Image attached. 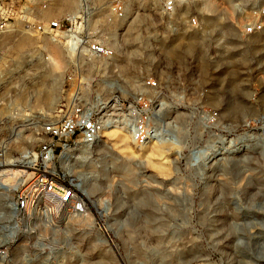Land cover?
Instances as JSON below:
<instances>
[{"label":"rangeland","instance_id":"obj_1","mask_svg":"<svg viewBox=\"0 0 264 264\" xmlns=\"http://www.w3.org/2000/svg\"><path fill=\"white\" fill-rule=\"evenodd\" d=\"M67 1L52 0V9L49 13L42 14L43 17H56L57 10L60 7L64 8ZM94 1L102 5L110 0ZM263 2L260 0L259 3ZM223 3L226 11V0H223ZM212 10L213 12L216 10L214 1ZM154 17L156 16L152 11L138 13L137 19L134 20L136 23L129 29L132 32L124 35L126 56L124 60L115 64L90 60L86 61V67L82 73L74 72L67 66L59 48L54 46L48 48L53 58L51 66L47 68L44 64L35 63V73L32 72V79L29 81L30 88L22 84L19 92L11 95V105L30 109L32 115L37 117L32 121L35 125L37 120H48L63 113L71 105L72 98L82 90L92 94L101 92L97 85L102 75L99 69L105 68L110 71L109 74L116 67L121 77L126 80L139 75V71L145 75L147 68L153 72L151 65L136 61L133 57H129V54L135 47L133 46L134 38L143 35L150 28L148 19L156 20ZM20 44L23 43L16 42L5 55V59L13 57L12 69L16 67L21 57L25 59L20 65L21 70L24 63L33 62L32 57L36 50L31 47L23 49ZM231 44L232 48L227 54L221 51L215 55L210 48L207 55L198 53L192 58L193 66L195 60L199 63L191 73L194 76L195 72L199 74V83L205 91L204 102L201 105L168 103L161 105L160 117L164 126L161 142L165 144H158V147L163 149V172L159 170L157 161L154 163V160H151L153 157L149 159V156L154 153L156 147L154 145L157 144L137 148L133 146L126 132H123L121 128H112L104 133L99 146L73 153L65 167H60L59 161L58 164L56 163V168L64 171L66 176L72 179L76 186L79 184V188L86 193L91 201L90 212H85L82 216L54 212L56 218L48 216L45 223L37 225L25 222L17 212H2L0 208V214L3 215L4 220H7L5 223H0V239L3 242H11L7 249L9 257L12 258L10 264H264L259 261L260 259L264 261V220L256 216L253 218L252 215L251 219L243 216L237 221H229L227 224L231 229L234 227L240 230V226L244 224L247 228L245 237L239 236L234 239L238 249L229 248V243L221 241L218 236L220 235L218 222L215 218L212 219V213L205 217V214L209 212H204V209L213 204V199L218 194L214 193L209 201L198 200L203 188L213 187L212 189L217 188L219 192L223 187L220 182L223 180L222 176L218 175L220 179L218 182L211 181L212 177L207 180L212 174L222 173V167H214V172L211 174L212 168L206 170L201 165L209 157V153L214 151L217 140L221 143L220 153L222 154L231 147L245 143L247 152L245 150L239 153L240 157H238L239 154L236 155L242 163L241 175H248L244 167L253 161L251 155L247 157L242 153L255 154L253 150L256 149L245 135L253 136L255 144L264 153V32L258 38ZM25 53H28V56H25ZM199 67L204 70L195 71ZM213 68L219 69L213 71ZM24 72L23 69L22 77L26 75ZM191 73L185 76L186 79L191 76ZM0 74L4 73L0 72ZM68 77H71L70 81L67 80ZM160 77L163 79V76ZM81 80L88 85L83 87ZM126 89L124 99L130 97L132 93L131 89ZM30 95L31 97L27 100L26 97ZM233 103L238 104L240 119H237L238 110L232 107ZM59 109H62L61 113L58 112ZM212 116L214 119H211ZM174 125H176L175 128ZM29 138L28 142L23 136L11 135L9 156L22 158L24 153H30L32 157L30 160L34 162L33 157L38 150L36 135L32 133ZM122 139H125L123 144L127 149L126 152L119 150ZM222 154L217 156L218 160L223 159ZM234 160L230 157L229 161ZM89 164L96 166V171L100 172L99 176L107 175L103 177L105 180L100 184L103 185V195L99 199L97 198L99 195L92 194L84 184L79 183L87 172ZM104 172L105 175H103ZM120 173H124V177ZM112 174L115 177L112 179L113 182H110ZM189 174L194 179L189 178ZM254 174L259 175L256 171ZM204 178L206 180H203ZM3 179L4 182H17L18 178L6 180L4 177ZM133 183H137V187ZM95 184L98 182L95 181ZM140 195L141 197L147 195L150 199H154L155 196L163 197L159 208L166 212H157V216H152L153 224L151 225L158 230V234H161L159 236H163L162 239L149 235V229L142 221L140 222L142 229L135 242L126 241L127 231H124V219L126 220V214L130 213L137 201L136 198H140ZM234 197L237 201L233 208L238 207L237 210L242 212L247 204L238 194ZM170 204H173L175 209H171ZM259 208H261L259 205H254L252 210L264 214V211ZM218 210V208H211L212 212H219ZM4 225L7 229H3ZM228 230L230 229L225 228L223 234H227ZM136 244L140 245V249ZM154 250L158 251L159 255H165V258L154 259V261L150 259L149 254L151 251L155 253ZM162 250H166L167 253L164 252L163 255ZM22 255L26 256L24 263L18 261V257Z\"/></svg>","mask_w":264,"mask_h":264},{"label":"built area","instance_id":"obj_2","mask_svg":"<svg viewBox=\"0 0 264 264\" xmlns=\"http://www.w3.org/2000/svg\"><path fill=\"white\" fill-rule=\"evenodd\" d=\"M209 1H214L216 10L212 13L204 9ZM259 2L226 0L225 11L223 0H110L104 6L68 0L64 8L57 10L56 17L46 18L42 14L50 12L52 0H0V72L4 73L0 74V178L10 180L15 168L27 167L18 182L0 180L1 211L17 212L25 222L37 225L45 223L48 216L55 217L54 212L75 216L90 212L91 201L86 193L56 168L60 154L97 147L104 132L115 127L128 130L137 148L161 141L162 104L204 102L200 76L192 74L199 63L195 60L194 66L191 64L193 56L207 55L210 48L215 55L221 51L227 54L231 43L258 38L264 32V2ZM146 10L152 11L156 20L149 18L150 28L134 38L135 47L129 57L147 62L153 72L147 68L145 75L139 71V75L126 80L116 67L109 74L105 68L99 69L102 75L97 85L102 96L82 90L63 113L59 109L61 114L37 120L35 125L32 121L37 117L30 109L11 105L10 97L19 92V86L26 84L30 88L35 63L51 66L53 58L48 48L52 46L61 50L74 72L82 73L90 60L105 64L124 60V35L132 32L129 29L136 23L138 13ZM16 42L23 43V49L36 50L33 62L22 66L24 77L19 75L21 70L11 68L13 57L5 59ZM80 83L88 85L83 80ZM125 88L132 93L124 99ZM18 125L20 128H16ZM32 133L38 146L34 162L27 164L32 158L30 153L27 158L9 156V137L17 134L29 142ZM3 222L7 220L0 214V223ZM10 243L0 239V264L12 262L7 252ZM25 257L19 256L18 261L26 262Z\"/></svg>","mask_w":264,"mask_h":264},{"label":"bare ground","instance_id":"obj_3","mask_svg":"<svg viewBox=\"0 0 264 264\" xmlns=\"http://www.w3.org/2000/svg\"><path fill=\"white\" fill-rule=\"evenodd\" d=\"M87 1H89V3L91 5H94V6L96 5L97 6V3H95L94 0H87ZM104 5H106V3L103 4L102 6H104ZM204 9H205L206 12L212 13L213 12V10H212L213 9V1H209L208 3H206L204 5ZM25 56H28V53L27 54L25 53ZM24 60L25 59H23L21 57L20 58V61H18L17 64H16V67L17 68L16 67L15 68L13 67V70H17V71L21 70L20 65L23 64V61ZM108 72H110V71H108ZM21 73H22V70L20 71V74H19L20 76H22ZM20 76H18L19 79H20ZM21 86H23V85H21ZM124 90H127V89L126 88L123 89V92H124ZM101 92H98L97 95L102 96L100 94ZM237 105H238L237 103H233L232 104V107H234V108L236 107V109L238 110V114L236 113L238 115L237 116L238 117L237 119H240L241 118L240 117L241 115H239V109H238ZM22 107H19V109L22 110L23 109ZM14 108H18V107H14ZM230 110H232V109H230ZM17 127H19V125L16 126V128ZM115 128H121V127H115ZM121 129L123 130V132H126L129 135L128 130H126L125 128H121ZM109 130L110 129L106 130L105 132H107ZM15 136H17V134ZM245 137H247V140L248 141H252V144L251 145L254 144L253 146L256 148V149H254L255 151L253 150V152H255V154L253 153L254 155L253 154H247L246 153L247 152V148L244 146L245 143H240V144L236 145V147H231V149L227 150L226 152H224L222 154V153H220V151H221L220 148H222L221 147V143H219L218 142L219 140H217L216 141V145L214 146V151H211V152L209 151L210 152L209 153V157L208 158L206 157L207 159L203 162V164H201L204 169L206 168V170L212 168L211 169V174L214 172V169H213L214 167H217V168L222 167L221 168V170H222L221 172L223 174L222 173H219V174L217 173L216 175L212 174L211 176H208V178H207V180L208 179L210 180L211 177H212L213 180H211V181L218 182L220 180L218 178V175L219 176H222L223 177V180L220 181V182H222L223 187L221 188V190H219V192H217V188H215V189H212L213 187L203 188V190H202V192H201L200 197H199L198 200H200V202H205V200L206 201L207 200L209 201L211 199V197L214 195V193H217L218 194L213 199V202H212L213 204L211 205L212 207L209 206V208L207 207L206 209H204L205 210L204 212H209L208 214L207 213L205 214V217L207 218V215H210V213H212V215H211L212 219L215 218L216 222H218L217 226L219 228V234H220L218 236L220 237V240L229 243L228 244L229 245L228 247L229 248H234V249H238V246H236L234 244V239L236 237H239V236L240 237H245V235H247V233H246L247 232V228L245 226L246 224H244V226H242V227L240 226V230L239 229L236 230L234 227H232V229H231L228 226V224H227V223H229V221L230 222L231 221H237V220L241 219L243 216H246L247 218H250L252 215H253L252 216L253 218H254V216H256V217H259L261 220H264V214L259 213L260 211H254V210H252L254 205L255 206L259 205L261 207L259 209H261V210L264 211V158H262V157H264V153L255 144V141L252 139L253 136L251 137L250 135L249 136L248 135H245ZM122 138H124V137H122ZM126 140H127V138H126ZM247 140L245 139V141H247ZM123 141H125V139H122L121 140V142H122V145L120 146L121 149H119V148L118 149L119 150H122V152L123 151L126 152L127 149H125L124 144H123ZM161 141L160 142L156 141V142H153V143H149L146 146L141 147V148H145V147L150 146L152 144L153 145L154 144H157V145H154V146H156L155 149H154V153H152V156L151 155L149 156V159H150V157H153V159H151V160H154V163H156L155 161H157L156 164L159 167V170L163 172L164 171L163 170V167H162L164 165V163L162 161V160H164V157H163V149H162V147H158V144L162 145V144H165V143H163ZM233 146H235V144ZM248 148H250V146H248ZM245 150H246V152L245 153H242V154H246L247 157H249L251 155L252 156V159H253V161H251L247 166L244 167V169H246L248 171V175H246V176L245 175H241V172H242V163H241V160L239 161L237 159V157H236V155H238L239 153H241V152H243ZM249 151H251V150H249ZM27 154L24 153L22 157L23 158H27ZM220 154L223 155V159L218 160L217 159V156L220 155ZM261 155H263V156H261ZM75 156H77V154ZM71 157H72V153H68V152L61 153L60 156H59V159H58L59 164H60V167H65L67 165V163L70 162ZM230 157H233L235 160L234 161H229L230 160ZM238 157H240V154H239ZM28 161L29 162L27 164H30V163L33 162L32 160H28ZM97 164H99V161H97ZM152 164H153V162H152ZM25 168H27V167L25 166V167H22V168H20V167L15 168L13 170V172H12V175H10L9 177L11 179H16V177H17L18 178L17 179V182H18L19 180H21V177L25 173ZM87 168H88L87 169V172L85 173V175H83V178L79 181V183L80 184H84L85 187L92 192V194L99 195V196H97V198L99 199L103 195L102 194V186L103 185L101 186L100 184L104 182L103 180H105V179H103V177H105L107 175H105V172H104L103 175H105V176H103V177L102 176H99V173L100 172H97L96 171V166L95 165L89 164ZM255 171L259 174L258 176L254 174ZM217 172H219V170ZM1 173H2V171H1ZM124 173H120V174L123 175ZM125 174H127V173H125ZM124 175H123V177H124ZM94 176L95 177L97 176V177L94 178ZM189 176H190L189 178L194 179V177L191 176L190 174H189ZM114 177H115V175L112 174V177H111L110 182H113L112 179ZM3 178H4V176H2L0 178V180L4 181ZM108 179H110V178H108ZM6 180H7V178H6ZM203 180H206V179L204 178ZM95 181H97L98 184H95ZM133 185L135 187H137L138 184L137 183H135V184L133 183ZM77 186L79 187V184ZM81 191H83V190H81ZM235 194H238L239 197L247 204L246 205L247 208L246 207H243L242 212H241V210H237L238 207H236L237 209L233 208L234 207V204L237 201V199H235V197H234ZM154 195H156V194H154ZM133 197H136V196L133 195ZM161 199H163V197H160L159 198V196H157V197L155 196L154 199L153 198L150 199L147 195H143L142 197L140 195V198H136L137 201L135 202L133 208L130 210V213H127L126 214L127 215V218L125 217L126 220L124 219V231L125 232L127 231L126 241L135 242V239L140 235V231H141L140 229H142L141 228L142 226H140V222H142V221L144 222V225L149 229L148 230L149 235H151V236H158L160 238L163 237V236H159L161 234H158L159 233L158 230H156L155 228H152V226H151L153 224L152 223V221H153L152 216H154V215L157 216V214H158L157 212H164L165 211V210L163 211L161 208H159V207H161L160 206ZM170 207H171V209H173V208L175 209V206H173V204H170ZM213 207L214 208H218L219 209L218 210L219 212H212L211 211V208L213 209ZM252 212H254V213H252ZM248 223L250 224L249 220H248ZM225 228L230 229V230H228V233L227 234H223ZM143 231L144 230H142V232ZM168 244L170 245V242H168ZM137 247L140 249V245H137ZM155 248H158V247H155ZM164 252H166V250H162L161 253L164 255ZM148 253H149V251H148ZM157 253H159V252L158 251H155V253H154L153 251H151L150 254H149V258L150 259H153V261H154V259L157 260L159 258V260L160 259L163 260V258H165V255L162 256V255H159ZM147 260H145V261H147ZM150 261H152V260H150ZM259 261L261 263H264V261H262L261 259Z\"/></svg>","mask_w":264,"mask_h":264},{"label":"water","instance_id":"obj_4","mask_svg":"<svg viewBox=\"0 0 264 264\" xmlns=\"http://www.w3.org/2000/svg\"><path fill=\"white\" fill-rule=\"evenodd\" d=\"M31 178V176L29 177V179Z\"/></svg>","mask_w":264,"mask_h":264}]
</instances>
